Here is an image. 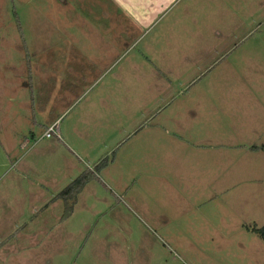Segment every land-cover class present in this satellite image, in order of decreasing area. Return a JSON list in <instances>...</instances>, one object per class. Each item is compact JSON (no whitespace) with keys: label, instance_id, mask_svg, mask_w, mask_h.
<instances>
[{"label":"rangeland","instance_id":"rangeland-1","mask_svg":"<svg viewBox=\"0 0 264 264\" xmlns=\"http://www.w3.org/2000/svg\"><path fill=\"white\" fill-rule=\"evenodd\" d=\"M22 3L4 0L0 4V15L4 11L0 17V143L11 162L24 161L9 175L32 171L26 162L28 166L58 163L63 170L52 166L50 176L64 181L71 177L65 170L70 163H80L85 170H94L106 158L109 163L106 172H99L102 181L93 184L95 190L88 188L84 194L88 225L82 235L70 225L60 226L61 232H38L31 230L32 224H21L24 230L16 227L11 233H0L6 239L0 262L3 258L2 264H264V240L252 232L264 227V207L256 209L257 202L232 192L221 194L217 189L214 193L213 179L197 176L200 170L206 173L207 164L185 142L170 141L167 132L174 130L165 119L168 112L149 119V88L140 81L148 80L149 73L139 72L134 65L140 49L126 51L131 40L116 41L119 45L114 46L115 41L107 39L106 50H120L121 55L98 57L97 62L96 57H67L66 50L74 48L71 32L80 33L82 26L69 29L63 15L56 20L49 0L36 3L43 11L39 25H33V8H27L23 14L28 20L24 23L27 37L18 38L9 29L15 22L14 6L20 8ZM123 25H128L125 18ZM141 41L145 43L144 38ZM91 42L75 40L78 47ZM248 44L264 47V40L252 38L244 46ZM239 70L228 63L217 65L202 75L186 98H199L197 103L206 105L216 85L237 87L223 88L221 96L228 98L248 90L237 83L255 80L257 87L263 86L258 80H264V71L251 65ZM50 126L60 138L44 137ZM193 144L199 152L205 139ZM199 153L201 157L203 152ZM258 171L264 175L263 169L246 172ZM98 194L107 198L106 207L94 206ZM63 213L64 209L58 215Z\"/></svg>","mask_w":264,"mask_h":264},{"label":"crops","instance_id":"crops-1","mask_svg":"<svg viewBox=\"0 0 264 264\" xmlns=\"http://www.w3.org/2000/svg\"><path fill=\"white\" fill-rule=\"evenodd\" d=\"M3 1L0 0V4ZM37 1L43 0H23L20 8L14 6L15 22L9 23L13 25L10 33L14 29L18 38L26 39L24 23L28 20L23 14L28 7L33 8V25L41 23L43 11L36 5ZM52 3L56 20L63 15L70 24L69 29L82 26L80 33L71 32L74 48L66 50L67 57L90 56L96 57L97 62L98 57L121 55L120 50H106L107 39L115 41L114 46L119 45L116 41L131 40L126 51L139 48L140 59L134 65L139 72L145 69L149 73L148 80L139 78L149 88V119L159 112H168L165 119L172 123L174 130L167 132L172 136L170 141L179 145L185 142L189 150L196 152V158L207 164L206 173L200 170L197 176L213 179L214 193L217 189L221 194L232 192L245 200L257 202L256 209L264 207V175L260 176L263 173L246 172L250 168L264 170V148L252 149L264 146V80H258L262 87H257L255 80L237 83L241 84L238 87L248 90L243 92V96L237 91L231 98L221 96L223 88L237 87L231 83L216 85L213 87L215 94L208 98L206 105L198 104L201 102L199 98L185 96L203 74H208L219 64L228 63L238 72H241V67L250 65L264 71V47L244 46L252 38L264 40V31H260V23L264 22V0H49V8H52ZM3 14L4 11L0 17ZM48 17L51 21L52 17ZM123 18L127 26H122ZM81 39L94 43L78 47L75 40ZM110 46L112 48L111 43ZM243 57L251 58L245 60ZM71 61L74 60L68 63ZM178 101L179 104L172 108ZM163 125L162 129L165 128ZM201 137L205 144L199 151L203 152L200 157L199 149L193 143L196 145ZM20 164L11 162L0 143V174L8 173L0 175V233H11L16 227L24 230L20 225L25 227L29 223L32 224L31 230L38 232L53 229L61 232L60 226L70 225L78 230V235H82L88 225L84 194L88 188L95 190L93 184L102 181L99 173L92 170L93 167L85 170L80 163H70L65 170L71 177L62 181L58 176H50L52 166L56 167L58 163L42 165L30 162L28 166L26 162L25 167L32 168V171L22 174L17 170L16 176L9 175L10 170ZM59 166L63 170L64 166ZM106 168L103 171L106 172ZM88 171L95 173L97 179L89 182L77 196L72 216L61 221L62 216L58 213L65 209V204L57 197L58 194ZM95 198L94 206L106 207L103 202L107 200L105 196L98 194ZM20 216L25 220H19ZM52 219H55L53 225L49 224ZM75 223L85 227L83 230L76 228ZM70 236L72 240L75 237L73 233ZM4 240L5 236L1 234V243ZM42 245L43 240H39V248Z\"/></svg>","mask_w":264,"mask_h":264},{"label":"trees","instance_id":"trees-1","mask_svg":"<svg viewBox=\"0 0 264 264\" xmlns=\"http://www.w3.org/2000/svg\"><path fill=\"white\" fill-rule=\"evenodd\" d=\"M263 148L264 146H262L261 148L253 147L252 149H263ZM108 163L109 162L107 158L102 160L101 163L97 165V167L95 168V172L99 173L101 170L107 167ZM94 179H97L95 173L89 171L85 172L58 194L57 197L61 199L65 204V209L61 217V221H65L72 216L73 208L76 203L77 196L80 194L83 188ZM252 232L264 240V227L254 228Z\"/></svg>","mask_w":264,"mask_h":264},{"label":"built area","instance_id":"built-area-1","mask_svg":"<svg viewBox=\"0 0 264 264\" xmlns=\"http://www.w3.org/2000/svg\"><path fill=\"white\" fill-rule=\"evenodd\" d=\"M59 137V131L56 130L55 127H51L49 128L46 132H45V137L46 138H52L53 136Z\"/></svg>","mask_w":264,"mask_h":264}]
</instances>
